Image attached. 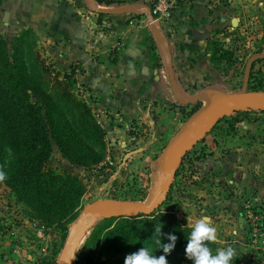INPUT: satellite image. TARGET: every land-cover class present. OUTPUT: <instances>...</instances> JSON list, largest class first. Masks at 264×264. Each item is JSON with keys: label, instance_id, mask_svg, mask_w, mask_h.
Masks as SVG:
<instances>
[{"label": "rangeland", "instance_id": "rangeland-1", "mask_svg": "<svg viewBox=\"0 0 264 264\" xmlns=\"http://www.w3.org/2000/svg\"><path fill=\"white\" fill-rule=\"evenodd\" d=\"M210 6L220 25L217 31H223L218 36L219 43L236 58L227 60L226 57L218 63L228 77L225 83L212 87L207 85L208 89L199 87L196 92L199 99L192 106L187 105L189 109L199 103L197 111L204 114L211 101L212 105L218 104L220 99L240 96L242 91L250 98L264 93V0H212ZM21 35H24L23 61L28 75L33 82L57 97V89H53L50 77L61 70H57L50 61L48 43L33 30L14 26L9 19L4 23L1 10L0 36L10 49ZM41 62L52 71L49 76L43 73ZM71 77L73 73L69 78L73 96L90 107L95 120L105 130L102 124L106 117L92 109L84 95V84ZM59 107L77 135L100 152L102 159L88 166L77 165L66 158L55 144L52 145L44 170L56 174L71 173L86 185L76 208L54 220L47 211L37 209L31 199L18 197L4 182H0V264H57L67 236L86 205L145 202L153 192V185L165 174L161 167V154L168 138L199 114L196 111L185 116L178 109H173L166 113L167 116L157 118L153 112L151 119L157 122L159 129L152 131L143 122L132 124L134 129L128 130L126 123L129 121L117 118L130 134H145L153 141L148 144L146 155L130 160L133 159L131 155L124 161L127 152L140 149L144 143L129 139L124 146L114 149L112 137L105 130L103 145H98L100 138L98 140L86 129L72 103L61 100ZM160 129H163L162 133L158 132ZM160 134L165 136L163 141ZM158 139H161V144L155 143ZM235 148L239 151L233 154L230 149ZM227 156L238 164L235 168H242L241 176L239 172L232 177L227 175V167H222L220 161ZM184 157L166 200L158 209L173 210L181 224L191 227L201 217H209L217 228L215 242L218 249L235 248L237 264L248 260L252 264H264V112L246 110L227 114ZM15 159L16 153L5 147L4 161L11 163ZM211 163L216 170L209 168ZM229 178L234 179L233 183L228 182ZM104 219L90 222L68 264H124L129 253L119 252L106 243L101 230ZM168 264L173 263L168 261Z\"/></svg>", "mask_w": 264, "mask_h": 264}, {"label": "crops", "instance_id": "crops-1", "mask_svg": "<svg viewBox=\"0 0 264 264\" xmlns=\"http://www.w3.org/2000/svg\"><path fill=\"white\" fill-rule=\"evenodd\" d=\"M112 1L105 5L96 0H0V11L9 12L14 26L46 40L57 70L74 69L73 77L84 84L92 109L106 117L102 126L114 149L129 139L144 143L130 159L134 160L146 155L153 141L145 134H130L117 118L158 130L153 112L157 118L173 109L180 112L179 106L198 98L199 87L225 83L228 77L211 59V41L223 31H217L220 25L209 9L212 0H186L172 19L153 24L145 13V0ZM230 151L235 154L239 149ZM220 161L231 177L242 170L228 156ZM209 168L216 170L212 163Z\"/></svg>", "mask_w": 264, "mask_h": 264}, {"label": "trees", "instance_id": "trees-1", "mask_svg": "<svg viewBox=\"0 0 264 264\" xmlns=\"http://www.w3.org/2000/svg\"><path fill=\"white\" fill-rule=\"evenodd\" d=\"M96 1L105 5L115 3L112 0ZM22 36L17 38L12 49L0 36V170L7 176L3 182L18 197L31 199L37 209L47 211L51 220H54L76 208L86 191V185L71 173L56 174L44 170L52 145L55 144L66 158L77 165L88 166L102 159L100 152L77 135L59 109L60 101L70 102L78 109V116L85 122L86 129L94 133L98 140L100 138L98 145H103L105 130L95 120L90 107L76 99L69 89V78L74 69L71 72L56 71L50 77L53 89H57V97L32 81L23 61L25 53ZM218 40L211 41V59L219 66L223 58L232 60L236 57ZM41 67L48 76L52 72L43 62ZM198 104L188 110L185 108L187 106H179L180 112L185 116L191 115L197 111ZM5 147H10L16 153L14 162L4 161ZM178 173L179 169L175 176ZM104 220L101 230L105 241L119 252L131 254L142 246L150 245L154 255H165L162 249H156L160 246L155 244L160 228L161 243L169 242V234L177 237L174 249L166 256L167 261L173 264H193L184 252L192 227L181 224L173 210L157 209L149 215ZM208 246L215 255L218 249L216 242ZM233 264H237L235 258ZM243 264H252V261H244Z\"/></svg>", "mask_w": 264, "mask_h": 264}, {"label": "water", "instance_id": "water-1", "mask_svg": "<svg viewBox=\"0 0 264 264\" xmlns=\"http://www.w3.org/2000/svg\"><path fill=\"white\" fill-rule=\"evenodd\" d=\"M146 15L153 24L154 21L150 14L147 13ZM8 17L9 12L5 11L3 15L4 23L7 22ZM197 99H199V97L196 98L195 101ZM246 110L264 112V93L250 98L246 97L244 91H242L240 96H228L220 99L217 109L208 108L206 114L203 112L199 113L198 110L196 113L199 114L191 118L165 145L161 154V167L165 169V174L160 181L153 185V192L150 197L143 203H99L95 205H86L67 236L57 264L69 263L78 242L91 221L111 217H138L140 215H149L155 212L166 200L168 192L173 184L176 170L188 150L201 137L206 135L224 116L232 112ZM140 151L141 149L127 152L124 156V161L129 156Z\"/></svg>", "mask_w": 264, "mask_h": 264}, {"label": "clouds", "instance_id": "clouds-1", "mask_svg": "<svg viewBox=\"0 0 264 264\" xmlns=\"http://www.w3.org/2000/svg\"><path fill=\"white\" fill-rule=\"evenodd\" d=\"M6 178V173L0 170V182H3ZM158 232L159 238L155 241V244L160 247L156 249H162L165 255L157 257L153 254V249L150 245L142 246L138 251L126 255L124 264H168L166 256L174 249L177 237L169 234L167 236L169 242L161 243L160 228ZM216 240L217 228L209 217H201L192 225L190 236L184 249L186 258L191 260L193 264H233L234 257H236V249L232 246H227L218 249L216 254L213 255L212 249L208 245Z\"/></svg>", "mask_w": 264, "mask_h": 264}, {"label": "built area", "instance_id": "built-area-1", "mask_svg": "<svg viewBox=\"0 0 264 264\" xmlns=\"http://www.w3.org/2000/svg\"><path fill=\"white\" fill-rule=\"evenodd\" d=\"M186 0H145V13H149L152 20L155 22L168 21L173 18L177 8ZM121 121V119H119ZM128 130H133V125L126 123Z\"/></svg>", "mask_w": 264, "mask_h": 264}, {"label": "bare ground", "instance_id": "bare-ground-1", "mask_svg": "<svg viewBox=\"0 0 264 264\" xmlns=\"http://www.w3.org/2000/svg\"><path fill=\"white\" fill-rule=\"evenodd\" d=\"M208 102H209V101H208ZM217 107H218V104H217V103L212 105V101L209 102V106H208V108L217 109Z\"/></svg>", "mask_w": 264, "mask_h": 264}]
</instances>
